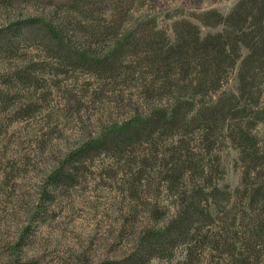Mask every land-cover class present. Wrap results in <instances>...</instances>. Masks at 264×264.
<instances>
[{
	"label": "rangeland",
	"instance_id": "1",
	"mask_svg": "<svg viewBox=\"0 0 264 264\" xmlns=\"http://www.w3.org/2000/svg\"><path fill=\"white\" fill-rule=\"evenodd\" d=\"M93 1L0 0V264H123L148 230L174 218L178 204L205 184L213 160V183L244 186L239 149L219 126L208 142L210 123L200 117L231 90L233 75L200 93L191 64L181 82L189 86L181 95L190 103L185 117L158 127L152 114L173 108L177 94L149 64L150 41L174 43L176 21L198 23L203 35L220 31L198 16L209 9L226 14L239 0ZM112 13L117 20H109ZM49 26L62 31L67 52ZM97 30L100 37L90 35ZM125 33L135 43L111 70L84 58L88 50L109 61ZM172 72L181 76L176 67ZM138 117L146 120L141 136L120 146L94 144ZM263 130L256 121L255 132ZM205 219L190 240L141 264H232L210 242L197 246L191 237L214 232ZM187 247L194 248L191 259Z\"/></svg>",
	"mask_w": 264,
	"mask_h": 264
},
{
	"label": "trees",
	"instance_id": "2",
	"mask_svg": "<svg viewBox=\"0 0 264 264\" xmlns=\"http://www.w3.org/2000/svg\"><path fill=\"white\" fill-rule=\"evenodd\" d=\"M75 1L79 3L84 0ZM83 12L79 10L80 14ZM112 14L109 20H117L116 13ZM198 18L202 25L221 26L220 31L203 35L198 23L182 18L175 22V42L170 46L165 48V44H160V41H150L154 45L149 64L162 73L167 86L177 94L176 100L171 102L173 108H162L161 114L154 113L152 116L158 121V127H164L167 123L175 125L185 117L189 102L182 100L181 95L189 86L181 85V82L191 64L197 70L196 90L200 93L218 83L226 72L233 75L235 82L231 90L213 100L200 113V117L203 116L210 123L205 128L208 142L217 136L216 126H219L225 130L227 139L239 149L240 159L244 162V186L228 189L227 186L213 183V176L218 172V163L213 160L207 173L201 177L205 184L197 186L193 195L178 204L174 218L168 219L160 228L148 230L136 253L123 264H141L145 257H150L154 252L166 254L176 243L190 240L188 236L201 228L204 218L214 232L209 234L207 230L205 235L198 230L202 239L195 232L191 237L196 238L197 235V246L199 242H210L212 249L221 255L226 253V258L232 264H259L264 252L260 248L264 246V130L260 135L255 132L256 121H260L264 127V0H239L226 14L209 9ZM49 29L51 37L59 38V50L67 52L62 31L51 26ZM101 34V30L90 33L98 37ZM142 36L146 40L150 38L144 34ZM134 39V34H122L111 49L112 59L109 61L89 55L88 50L82 51V54L85 59L91 56L93 58L90 60L111 70L114 68V59L124 55V49L133 45ZM172 66L180 70V77H173ZM144 123L146 120L140 117L132 119L120 127V131H115L114 135L100 136L94 144L97 148L112 144L120 146L126 140L131 141L144 134ZM258 136L261 139L258 140ZM89 148L92 147L86 150ZM203 206H207V214ZM187 252L191 259L194 248L189 247Z\"/></svg>",
	"mask_w": 264,
	"mask_h": 264
}]
</instances>
